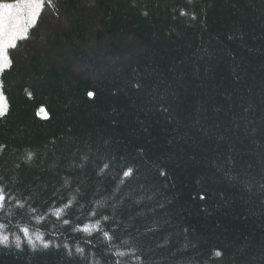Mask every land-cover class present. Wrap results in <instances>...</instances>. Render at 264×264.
Returning <instances> with one entry per match:
<instances>
[{
  "label": "trees",
  "instance_id": "16d2710c",
  "mask_svg": "<svg viewBox=\"0 0 264 264\" xmlns=\"http://www.w3.org/2000/svg\"><path fill=\"white\" fill-rule=\"evenodd\" d=\"M53 3L0 74V177L39 208L12 220L0 264H85L17 249V222L91 264L113 230L122 264H264V0Z\"/></svg>",
  "mask_w": 264,
  "mask_h": 264
},
{
  "label": "snow or ice",
  "instance_id": "6c2138e0",
  "mask_svg": "<svg viewBox=\"0 0 264 264\" xmlns=\"http://www.w3.org/2000/svg\"><path fill=\"white\" fill-rule=\"evenodd\" d=\"M188 4H192L193 0H186ZM55 5L53 0H10V2H4L0 0V74H6L9 70L14 67L15 55L19 50V42L26 41L31 38V35L34 34V30L38 29L39 23L43 20V15L48 9H54ZM58 15V13H57ZM145 16L148 15L147 12L144 13ZM180 16H188L189 13L185 12L183 9L179 12ZM175 19V17H174ZM191 19H195V16H191ZM232 37H229L231 39ZM135 87L139 88L140 84H136ZM29 99L33 97V93L25 89ZM89 98H94L95 93L89 91L87 93ZM11 108L10 97L5 93L4 81L0 80V118L5 117L9 114ZM167 111V109H164ZM44 113L45 118H47V112L43 107H41L37 113ZM5 145L0 144V151H3ZM29 159L31 154H29ZM108 165L105 164L104 168H107ZM103 171V169H101ZM165 175L163 171L160 173ZM133 175V168L129 167L123 171L124 177H131ZM201 200L205 199L203 194L199 197ZM30 197H24L22 194L17 195L16 191L0 177V244L8 245L9 235L4 234L9 229L12 220L15 216H19L21 220L25 217H31L33 214L39 211L38 206H34L33 202H30ZM65 208L70 207V204H65ZM58 220H62L63 225H67L72 228L74 232H83L91 236L93 230L101 231L98 227L100 221L97 220L95 225L89 226L84 224L81 228L79 225H73L72 221L67 218H61V210L57 209L54 213ZM93 216L97 213L93 212ZM104 220H109L108 216H103ZM44 220L43 216L38 218V222ZM15 228L19 233L23 234V241L21 235L12 233L13 243L17 249L21 248L22 242H26L27 245L35 251L37 249V242L40 246L45 249H67L66 254L68 256H74L79 254L81 258L85 260V264H91L87 260V257L84 255V249L77 246L75 247V253L69 249L67 243L63 245L55 243V232L53 233V238L45 240L43 234L37 230L36 233H32L30 228L23 226L21 223L17 222ZM103 237L108 243L105 245L107 252H111V256L103 254L105 264H122V260H113L112 256L124 258L129 256V253L120 251L117 248V245L113 242L118 239L115 236V230L112 231V234L108 231L102 232ZM34 236V239H33ZM126 243V242H125ZM116 249L115 251H112ZM95 258V253L92 254ZM212 257L220 258L223 256V253L220 250H214L211 253ZM141 259L137 252L134 250L127 261H124V264H135L136 260ZM96 264H99V261H96Z\"/></svg>",
  "mask_w": 264,
  "mask_h": 264
},
{
  "label": "rangeland",
  "instance_id": "374dc122",
  "mask_svg": "<svg viewBox=\"0 0 264 264\" xmlns=\"http://www.w3.org/2000/svg\"><path fill=\"white\" fill-rule=\"evenodd\" d=\"M5 2H10V0L5 1ZM53 4H54V3H53ZM52 11H54V10H53V9H48V10L46 11V13L43 14V20H42V22L39 23V27H38V29H35L34 32H36V31H40V30L43 28V25H44V22H45L46 17H47ZM25 42H27V41H25ZM25 42H23L22 44H24ZM22 44H21V45H22ZM33 239H34V238H33ZM37 244H39V242H37ZM39 245H40V244H39Z\"/></svg>",
  "mask_w": 264,
  "mask_h": 264
}]
</instances>
